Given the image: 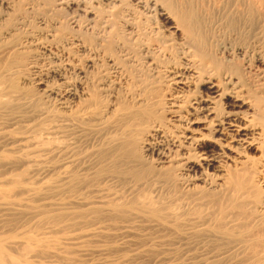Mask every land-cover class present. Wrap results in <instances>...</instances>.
I'll list each match as a JSON object with an SVG mask.
<instances>
[{
	"label": "bare ground",
	"instance_id": "obj_1",
	"mask_svg": "<svg viewBox=\"0 0 264 264\" xmlns=\"http://www.w3.org/2000/svg\"><path fill=\"white\" fill-rule=\"evenodd\" d=\"M14 3L0 0L7 11ZM53 3L72 9L69 24L93 30L99 42L88 46L69 31L63 46L61 30L39 14L46 41L26 35L18 46L32 90L12 87L15 100L12 93L5 100L1 86L13 66L1 68L2 111L29 112L42 102L53 109L40 108L17 140L0 128L5 158L21 161L0 172V264H264V189L239 176L249 165L264 167V1ZM7 11H0V42ZM22 19L13 30L21 32ZM90 83L93 91L81 95ZM36 126L47 141L32 135ZM165 184L175 198L146 193ZM22 211L33 220L43 212L59 217L44 221L48 234L77 233L26 234L24 222L10 220ZM110 245L129 253L112 256Z\"/></svg>",
	"mask_w": 264,
	"mask_h": 264
},
{
	"label": "rangeland",
	"instance_id": "obj_2",
	"mask_svg": "<svg viewBox=\"0 0 264 264\" xmlns=\"http://www.w3.org/2000/svg\"><path fill=\"white\" fill-rule=\"evenodd\" d=\"M31 2V0H15V2H17L18 4H15L14 3V7H15V10H14V7H13V10H10V11H7V8H5L6 6H0V11H7L8 13H10L11 11V13L9 14V16H8V18L6 19V20H8V21H6L5 23H3V24H5L4 26H6V27H4V30H5V33H4V37L5 38H3V39H1V42H0V71L2 70V69H6L7 67V70H9L12 66V70H10V75L8 74V76H10L11 77V75H12V79L10 78V77H8V78H6L7 79V81H8V85H7V81H6V83H4L3 81H2V83H1V85H3V83H4V85L3 86H1V93L2 92H4L5 94H6V92H8L7 94H6V96H5V94L4 93H2V95L4 96L3 98L5 99V100H8L12 95V100H13V98H14V100H15V96H14V90H12L11 88L13 87V89H15L16 87H18V85H20L19 87H20V89H19V91H20V93L22 94L23 92L24 93H26V92H28V91H30V90H32V87L33 86H31V84H29V81H25V77H26V73H27V71H24V69H23V67H22V64H23V61H25L26 59H25V57L27 56V54L23 51V49H21V50H19L18 48V46H22V45H25V44H23V42L27 39L26 37V35H29V36H36L37 38H39L41 41H43V42H45L46 41V39H45V35L44 34H42L45 30H44V21L43 20H40V18H38L39 17V14L41 15V14H45L46 16H47V21H48V23L47 22H45V25L47 26V24L49 25H52V26H50V27H53L56 31L57 30H61L60 32H61V34H60V37H61V35H62V41H61V39H60V37H59V40L61 41V44H63V46L66 44V43H69V41H70V39H66L65 37L66 36H70V32H71V34H78L79 33V35H81V37H83L84 38V40L85 41H87L86 43L88 44V46L89 45H91V47H95L96 45H97V43L99 42V40H98V38H95L96 37V35L93 33V30H86V29H84L83 27L82 28H79V26H78V22L77 23H74L73 25L71 24H69V23H71L72 21H74V20H71V21H68V19L67 18H70V12L72 11V9H59V10H55V8H56V3H53V1L55 2V0H34L35 1V3H34V7L32 8V9H29V8H27V5H26V3L27 2ZM264 1V0H263ZM45 5V6H44ZM2 7V8H1ZM39 7V8H38ZM35 8V9H34ZM49 8V9H48ZM59 7H57V9H58ZM46 9V10H45ZM54 11V12H53ZM4 13V12H3ZM78 13H80V14H82L80 11L79 12H75L72 16H75L76 17V15L78 14ZM13 17V18H12ZM14 17H16V18H14ZM19 17V18H18ZM20 17H21V19H22V21H23V23H24V27L22 28V30H21V32L20 31H15V30H13V24L15 23H17L16 21L18 20V19H20ZM78 18V17H77ZM10 20L11 21H13V22H10ZM5 21V20H4ZM13 23V24H12ZM14 24V25H15ZM77 24V25H76ZM23 26V25H22ZM26 26V27H25ZM39 26V27H38ZM66 26V27H65ZM74 26V27H73ZM15 27V26H14ZM39 29H38V28ZM71 27H72V29H71ZM26 28V29H25ZM42 28V29H41ZM74 28V29H73ZM77 28V29H76ZM42 31H41V30ZM79 29V30H78ZM62 30H63V32H62ZM73 30V31H72ZM78 30V31H77ZM70 31V32H69ZM28 34H27V33ZM58 32V31H57ZM86 32V33H85ZM81 33V34H80ZM44 35V36H43ZM45 40V41H44ZM65 42V43H64ZM90 44H89V43ZM19 44V45H18ZM22 44V45H21ZM54 44V43H53ZM15 46V49H14V46ZM16 45H17V49L18 50H16ZM110 45V46H109ZM57 46V45H56ZM106 46L108 47V49L106 48ZM27 47V46H26ZM90 47V48H91ZM111 47V44H109V42L108 43H106L105 44V46H104V48L106 49V50H108V51H110V50H113V46H112V49L110 48ZM10 48H12V51H13V49L14 50H16V51H13L14 53L16 52V54H14L11 50H9ZM25 49V48H24ZM52 50H54L55 52H57L59 49H57L56 47H53L52 48ZM12 52V54H11V52ZM19 52V53H18ZM93 52H94V50H93ZM7 53V54H6ZM8 53H9V56H8ZM10 54H11V56H10ZM96 54H94L93 56H95ZM7 56H8V59H7ZM15 56V57H14ZM11 58L13 59V58H15V60H12V62H11ZM19 59V60H16V59ZM27 58V57H26ZM64 58H66L65 56H64ZM8 60H9V62H10V64L8 63ZM13 61H14V63H13ZM15 61H18V62H15ZM81 61V60H80ZM79 61V62H80ZM13 63V64H12ZM15 63H17L18 64V66H16L17 64H15ZM7 65V66H6ZM8 65H12L11 67L10 66H8ZM10 67V68H9ZM2 68V69H1ZM16 68V69H15ZM19 68V69H18ZM21 68V69H20ZM14 70V71H13ZM18 71V72H16V71ZM97 69L94 67L93 69H92V67L91 68H89V71H90V75H91V77L90 78H94L95 77V79L99 76V74L97 75V71H96ZM11 72H13L12 74H11ZM16 72V73H15ZM20 72H21V74H20ZM24 72V73H23ZM14 73L16 74V75H14ZM18 74V75H17ZM14 75V76H13ZM15 77V78H14ZM4 78V77H3ZM2 78V80H6V79H3ZM8 79H11V82L8 80ZM23 79H24V81H23ZM94 79V80H95ZM128 79V80H127ZM92 80V79H91ZM126 80H127V83H129L130 84V82H131V84L130 85H128L129 87H131V86H133L134 85V82H133V77H131L130 76V78L129 77H126ZM129 81V82H128ZM134 81H135V78H134ZM27 82V83H26ZM95 82V81H94ZM136 82V81H135ZM92 84H93V82H92ZM92 84L90 83V87L89 86H87L88 88H91L90 90L87 88V87H84V89H82V88H80V91H79V93L81 94V95H85L86 93H88V92H91V91H93V88H92ZM26 86V87H25ZM9 87V88H8ZM23 88V89H22ZM3 89V90H2ZM6 91H5V90ZM10 89V90H9ZM24 89H25V91H24ZM27 89V90H26ZM89 91H88V90ZM86 90V91H85ZM10 91V92H9ZM85 91V92H84ZM121 92V91H120ZM10 93H12V95H10ZM79 94V95H80ZM122 94V95H121ZM123 94H124V91L122 90V93H120V95L118 94L117 96L118 97H122L123 96ZM7 95H10V96H7ZM80 95V96H81ZM131 95H128V97H127V95H125V97H124V99H126V101L125 102H127L128 101V103H130L131 104V102L132 103H135V100L133 101V98L132 97H130ZM7 97V98H6ZM9 97V98H8ZM11 99V98H10ZM128 99V100H127ZM43 103V105H41L40 106V104H39V106H38V108L39 109H37V107H36V109H35V107H33V108H31L30 109V111H31V113H30V111L29 112H27L28 110H29V108L27 109V111H25V109H22V110H20V108H13V106L12 105H9L8 107H7V110H1L0 109V128L2 127H4V129L6 130V131H10L11 133H12V136L14 137V135H16V137L18 136V139L19 138H21L22 137V135L24 134V132L26 133V127H24V126H26V125H29V124H33L34 122H35V124L34 125H32V127H34L35 125H36V113H37V111L39 112L41 109L40 108H46L47 106V108L48 109H50V110H52L53 108H52V106H50L49 107V105L45 102H42ZM45 105V106H44ZM44 106V107H43ZM9 108H11V109H9ZM46 108V109H47ZM17 109V110H16ZM32 109H34V110H32ZM13 110V111H12ZM18 112H16V111ZM20 110V111H19ZM35 111V112H34ZM6 113V114H5ZM10 113V114H9ZM20 113H22V114H20ZM27 113V114H26ZM34 113H35V115H34ZM8 114V115H7ZM18 114H19V117H18ZM6 115V116H5ZM24 115V116H23ZM33 116V117H32ZM15 117H16V119H17V121H19L18 123H17V121H15L16 119H15ZM35 118V119H34ZM29 122V123H28ZM23 124V125H22ZM38 125V124H37ZM37 127V128H36ZM35 127V129H33V130H37L38 129V131H34L33 133H32V135H34V133H36L35 135H37V136H39V138L40 137H42L45 141H47L46 140V134H44V133H40V134H38L39 132H40V130H39V126H36ZM9 129V130H8ZM13 131V132H12ZM15 131V132H14ZM24 131V132H23ZM19 132V133H18ZM21 132V133H20ZM14 134V135H13ZM20 134V135H19ZM42 135V136H41ZM21 136V137H20ZM16 137H14V139L15 140H17L16 139ZM41 138V139H42ZM2 148H0V172H7V170L8 171H10V169L13 167V168H15L14 166H16V167H18V166H20V162L21 161H19L18 162V160H16V159H14L13 157H8L9 158V160L7 159V158H5V157H7V156H5V151H4V149L3 150H1ZM2 152V153H1ZM2 154H3V156H2ZM252 156H253V158L255 159V160H258L257 159V156L259 155V154H256V152H252V154H251ZM13 158V159H12ZM3 159V160H2ZM6 159V160H5ZM12 159V160H11ZM5 160V161H4ZM14 160V161H13ZM11 161V163H12V165L9 163ZM16 161V162H15ZM8 163V164H7ZM15 163V164H14ZM19 165H18V164ZM14 165V166H13ZM8 166V167H7ZM5 167H7V168H5ZM11 167V168H10ZM5 169V170H4ZM21 169V168H20ZM258 169L261 171V170H263V172H261V173H257V171H258ZM12 170V169H11ZM22 170V169H21ZM21 170H19V171H21ZM239 176H240V178H242L244 181H246L254 190H259V189H261V190H263L264 189V167L263 168H260V167H258V166H254V167H250V165L247 167V168H245L242 172L240 171L239 172ZM258 181H260V182H258ZM7 185H12V184H7L6 183V186ZM101 185H103V184H101ZM165 186H167V184H165ZM102 187H104V185L102 186ZM157 187H160L161 189L163 188V186L161 185H158ZM157 187H155V189L157 188ZM115 188V187H114ZM118 189H120L119 187H117ZM153 187H151L150 189L151 190H153V191H150L149 189L147 190V194H148V196L150 197V196H152V198H155V199H157V198H159V200L160 199H163L162 197H164V198H169L170 196H172V197H170V198H175V191L173 190L172 191V193H171V189L172 188H170L169 187V185L167 186V188H168V190H167V188H165L164 187V189H162L163 191L165 190V191H167V192H165V193H163V191L161 190V189H152ZM170 188V189H169ZM180 188V187H179ZM157 190H159V192L157 191ZM81 191V190H80ZM80 191H78L79 193H83L84 191H83V189H82V191L80 192ZM157 191V192H156ZM168 191H170V192H168ZM178 191V190H177ZM179 191H181V190H179ZM162 192V193H161ZM85 193V192H84ZM83 193V194H84ZM151 193V194H150ZM159 193V194H158ZM89 196H88V195ZM85 193V196H87V197H89L91 200L93 199V195L92 194H89V193ZM150 194V195H149ZM155 194H158V195H155ZM161 194V195H160ZM167 194V195H166ZM179 194H181V193H178L177 192V196L178 197H180L181 195H179ZM260 194H262V193H260ZM90 195H92V197H90ZM155 195V197H153ZM170 195V196H169ZM167 196V197H166ZM176 196V197H177ZM157 197V198H156ZM177 197V198H178ZM89 198H87V199H89ZM20 213V214H19ZM18 214L16 213V217L13 215V214H11V215H13L12 217V219H11V216H10V220H12L13 222H16L17 223V221L18 222H24L25 224H26V226L27 227H25V233H26V230L29 232H27L26 234H31V235H33V236H37V238L38 237H44V236H46V237H48L49 236V234H50V236L49 237H51L52 235H54L53 237H51V238H58V239H60V238H62V237H65V236H69V235H73V234H75V233H77V232H75V231H73V230H71V228H66V230H65V228L62 230V229H60V231H58V230H56V231H58V232H54V230L52 231V232H49V234L47 233L48 231H47V229H45L44 227V224H46V223H44V221L45 220H47V221H49L48 219L49 218H51L52 217V215H53V217L51 218V219H53L54 218V220H56L57 218H59V217H54V213H49V212H47V213H42V215H43V218L41 217L42 215H40V216H38V218L39 219H32L31 218V215H29V214H27L25 211H24V213H23V211H22V213L21 212H19ZM47 214V215H46ZM26 215V216H25ZM255 215H259V214H255ZM30 216V217H29ZM46 216V217H45ZM24 217V218H23ZM30 218V219H29ZM40 218H42V219H40ZM263 218H264V215H263ZM262 218V219H263ZM25 219V220H24ZM32 219V220H31ZM17 220V221H16ZM21 220V221H20ZM27 223H26V222ZM28 221H29V223H28ZM36 221H38V222H36ZM53 221V220H52ZM46 222V221H45ZM54 222V221H53ZM54 223H56V222H54ZM57 223H59V222H57ZM28 224H30V226L28 225ZM34 225V226H33ZM37 225V226H36ZM44 226V227H43ZM31 227V229H29ZM38 227V228H37ZM68 229V230H67ZM32 230V231H31ZM46 230V232H44ZM15 231V232H14ZM12 230V232L11 231H9V234H10V232L12 233L11 235H14V233H16V230ZM32 233H31V232ZM64 231V232H63ZM46 234H44V233ZM68 232V233H67ZM8 233V232H7ZM38 233V234H37ZM52 233H54V234H52ZM8 234V235H9ZM44 234V235H43ZM48 234V235H47ZM66 234H69V235H66ZM109 239H110V237H109ZM113 246H111L110 245V248L108 249V251L112 254V256L114 255H116V256H119V255H123L124 253L125 254H127V253H129V252H127L128 250H124V252L123 251H117L115 248H112ZM112 248V249H111ZM76 251V254H79V252L77 253V250H75ZM154 252H152V254L153 253H156L157 252V250L156 249H154L153 250ZM156 251V252H155ZM119 252V253H118ZM175 252H177V253H175ZM151 253V252H150ZM148 254L149 256H151V254ZM175 253V254H174ZM179 252L178 251H176V250H174V252L172 253L173 255H180V253L178 254ZM110 254V255H111ZM118 254V255H117ZM44 264H46V262L44 261Z\"/></svg>",
	"mask_w": 264,
	"mask_h": 264
}]
</instances>
